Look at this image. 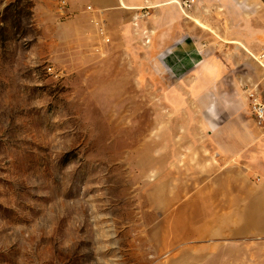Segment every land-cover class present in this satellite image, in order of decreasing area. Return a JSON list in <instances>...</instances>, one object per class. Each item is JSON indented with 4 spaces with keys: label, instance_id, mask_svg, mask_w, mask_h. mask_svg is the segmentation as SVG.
<instances>
[{
    "label": "rangeland",
    "instance_id": "374dc122",
    "mask_svg": "<svg viewBox=\"0 0 264 264\" xmlns=\"http://www.w3.org/2000/svg\"><path fill=\"white\" fill-rule=\"evenodd\" d=\"M87 1L0 0V264H264L235 183L264 172V6ZM243 121L263 157L220 154Z\"/></svg>",
    "mask_w": 264,
    "mask_h": 264
},
{
    "label": "crops",
    "instance_id": "0c3cea01",
    "mask_svg": "<svg viewBox=\"0 0 264 264\" xmlns=\"http://www.w3.org/2000/svg\"><path fill=\"white\" fill-rule=\"evenodd\" d=\"M70 3V8H72L73 5H79L78 0H68ZM258 3H261L264 6V0H257ZM165 3H170L168 0H88L85 2L83 7L87 6L90 7L92 10H96L97 12L103 14V15H115V16H121L125 17L126 15H132L133 16V10L134 9H141L142 12H138V15H142V24H143V18L146 16L144 13H151L150 9L151 7H159ZM172 17V28H177L178 19H175ZM135 18V16H134ZM136 20V19H135ZM134 20V22H135ZM133 22V23H134ZM140 21H137L139 24ZM255 121V120H254ZM256 127L260 129L261 131H264V129L260 128L256 121L254 122ZM226 125V124H225ZM225 125H221V129H219L217 135L212 134V138L218 136L219 138H227V132L224 129ZM239 126V125H238ZM240 126H243V129L239 131L238 134H236L237 139L234 141V153H230L229 150L226 148L225 145H222V143L218 144V149L220 150V154H223L225 157H236V158H254V157H263V155H259L257 152L256 155L248 153L246 149L253 144H255L257 136L256 132L257 129L254 128V132L250 131V135H246V128L249 129V126L252 127V123H247V121H243L240 123ZM218 138V139H219ZM220 141V140H219ZM243 165V164H242ZM240 173L239 175H236L235 177V183L243 185L244 191L241 193H246L247 196L250 194L251 197H245L244 201H241L240 203L246 207L243 210L242 218L243 216L249 212L252 211V214L254 216V220H256V225L252 226L251 228H245V222L244 219H242V222L244 223V227H242L241 232H243L241 235L242 237H264V172H262L261 178L254 179V175L251 173L252 169H245L241 166V168L238 170ZM261 173V172H260ZM239 187V185L237 186ZM236 200L240 201L241 196L237 195L235 197ZM254 222V221H253Z\"/></svg>",
    "mask_w": 264,
    "mask_h": 264
},
{
    "label": "built area",
    "instance_id": "2783aa9c",
    "mask_svg": "<svg viewBox=\"0 0 264 264\" xmlns=\"http://www.w3.org/2000/svg\"><path fill=\"white\" fill-rule=\"evenodd\" d=\"M194 0H185L182 3L183 9L192 7ZM68 6L67 0H62L61 9ZM91 8V6L89 7ZM147 14V12L145 13ZM255 60L264 68V46L257 54H252ZM250 110L257 125L264 129V97L251 92Z\"/></svg>",
    "mask_w": 264,
    "mask_h": 264
}]
</instances>
